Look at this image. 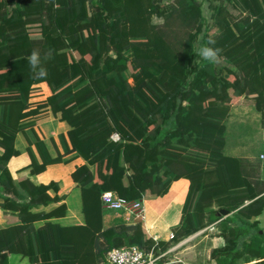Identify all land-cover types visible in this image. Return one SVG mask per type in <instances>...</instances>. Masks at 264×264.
<instances>
[{
  "label": "trees",
  "instance_id": "trees-1",
  "mask_svg": "<svg viewBox=\"0 0 264 264\" xmlns=\"http://www.w3.org/2000/svg\"><path fill=\"white\" fill-rule=\"evenodd\" d=\"M226 1L244 15L232 21L219 9L206 23L203 0H0V264H9L11 253L28 264H102L116 246L164 251L169 241L147 236L140 218L105 224L111 209L101 193L153 198L179 177L189 185L172 239L217 221L223 244L210 250L215 264L246 255L264 264L260 163L224 152L233 104L248 101L264 124V0ZM209 38L223 63L194 64ZM33 49L44 78H35L26 60ZM41 82L50 94L31 101ZM42 106L69 125L59 134L63 151L50 138L55 155L34 129ZM19 131L28 142L29 175L70 153L84 159L70 173L83 223L54 219L66 214L65 202L40 209L61 200L55 180L13 177L8 161L20 152Z\"/></svg>",
  "mask_w": 264,
  "mask_h": 264
},
{
  "label": "crops",
  "instance_id": "crops-1",
  "mask_svg": "<svg viewBox=\"0 0 264 264\" xmlns=\"http://www.w3.org/2000/svg\"><path fill=\"white\" fill-rule=\"evenodd\" d=\"M38 85L44 86L45 94L32 97L30 98L31 101H42L51 92L46 83L41 82L35 86ZM32 119L34 120V129L44 140L49 153L51 155L56 154V150L50 140L51 137L54 138L59 150L63 151L59 134H65L69 125L65 121L59 119V113H53L48 106H42L40 111L35 114ZM27 145L28 142L23 133L21 131L17 132L15 146L20 152L19 154L12 156L8 161V168L13 177L18 178L21 176H30V178L36 183H47L50 180H55L58 184L57 194L61 197V200L59 202H52L47 206H40V209L49 210L60 202H65L67 205L66 214L54 219L60 221L62 224L83 223L84 215L82 212L80 187L72 180L70 173L75 165L84 162V159L76 154L70 153L66 155V161L50 163L42 172L29 175V168L27 166L30 162V158L27 153ZM32 149L39 158L34 146H32ZM1 150L2 148L0 147V152ZM232 155L238 156L240 154L234 152ZM188 185L189 180L186 177H179L171 181L168 190L164 194L144 199V218L142 219V227L147 236L152 237L155 240L170 241L169 233L180 221L181 210L188 190ZM50 193L54 194V191L50 190ZM2 212L3 210L0 208V215ZM261 213L257 216L259 226V217ZM106 216H104L105 224H107ZM2 225L3 219L0 217V226ZM221 238L222 236L219 234L214 236V239L219 241V243L214 246H219ZM23 257L27 258L26 256ZM18 260L22 264H28V258L26 261L22 257H17L14 262L9 264H16ZM191 264L199 263L194 261V263Z\"/></svg>",
  "mask_w": 264,
  "mask_h": 264
},
{
  "label": "rangeland",
  "instance_id": "rangeland-1",
  "mask_svg": "<svg viewBox=\"0 0 264 264\" xmlns=\"http://www.w3.org/2000/svg\"><path fill=\"white\" fill-rule=\"evenodd\" d=\"M164 3L171 0H162ZM236 4V5H235ZM231 3L226 0H203L202 2V14L206 23H212L214 16L217 15V11L220 9L221 15H226L232 21L240 19L244 13L238 7V3ZM219 16V15H217ZM155 22H161V18L154 16ZM32 29H38L37 24L29 26ZM216 64H222L223 60L217 56ZM44 86H33L31 91V97L43 95ZM226 144L224 146V152L227 154L237 153L242 158H247L255 163H260L259 173L264 178V124L262 122L261 112L255 108L254 105L248 101L242 100L233 104L230 109V113L226 120ZM5 224L6 219L2 214L0 215ZM135 216L130 213H126L120 210H110L106 216L107 224L116 222V218L130 221ZM260 226L264 228V210L260 217ZM207 224L199 229L200 233L193 232L189 236L175 241L170 239L169 245L180 243L178 247L173 249L170 253L163 256L162 259L171 261L170 264H215L214 259L210 256V250L219 241L214 239L215 235L219 234L220 226L217 221L206 222ZM187 239V240H186ZM185 240L183 243L182 241ZM223 244V238L219 245ZM22 257L27 261V258L17 254L11 253L9 263L14 262L16 258ZM180 259V261H177ZM254 257L246 255L238 260L237 264H255ZM16 264H22L19 260ZM102 264H109L106 261Z\"/></svg>",
  "mask_w": 264,
  "mask_h": 264
},
{
  "label": "built area",
  "instance_id": "built-area-1",
  "mask_svg": "<svg viewBox=\"0 0 264 264\" xmlns=\"http://www.w3.org/2000/svg\"><path fill=\"white\" fill-rule=\"evenodd\" d=\"M112 138L118 139V133H113ZM101 200L104 207L111 210H120L126 213L133 214L134 218H144V199L130 200L116 194L112 190H106L101 193ZM202 230L197 231L200 233ZM173 232L170 231L169 238L172 239ZM187 240V239H186ZM185 240L182 241V243ZM181 243V242H180ZM180 243L170 245L164 251L155 254L152 250L144 251L138 245H122L110 248L105 255V261L109 264H157L162 261L163 264H170L171 261L162 259L164 255L170 253L173 249L179 246ZM180 261V259H177Z\"/></svg>",
  "mask_w": 264,
  "mask_h": 264
},
{
  "label": "clouds",
  "instance_id": "clouds-1",
  "mask_svg": "<svg viewBox=\"0 0 264 264\" xmlns=\"http://www.w3.org/2000/svg\"><path fill=\"white\" fill-rule=\"evenodd\" d=\"M215 41L209 38L207 44L201 46L196 52V59L193 63H198L199 60L215 62L220 49L210 47ZM45 58H48L47 56ZM28 65L35 78H44L47 75L46 70L42 67L41 55L39 50L33 49L32 52L26 57Z\"/></svg>",
  "mask_w": 264,
  "mask_h": 264
},
{
  "label": "water",
  "instance_id": "water-1",
  "mask_svg": "<svg viewBox=\"0 0 264 264\" xmlns=\"http://www.w3.org/2000/svg\"><path fill=\"white\" fill-rule=\"evenodd\" d=\"M222 213L226 214V211L224 209H221L220 210Z\"/></svg>",
  "mask_w": 264,
  "mask_h": 264
}]
</instances>
